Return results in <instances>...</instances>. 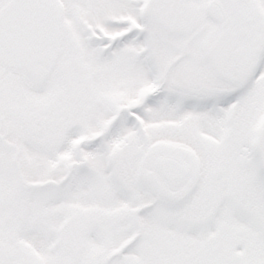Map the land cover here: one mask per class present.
Instances as JSON below:
<instances>
[{
	"label": "snow or ice",
	"instance_id": "1",
	"mask_svg": "<svg viewBox=\"0 0 264 264\" xmlns=\"http://www.w3.org/2000/svg\"><path fill=\"white\" fill-rule=\"evenodd\" d=\"M0 264H264V0H0Z\"/></svg>",
	"mask_w": 264,
	"mask_h": 264
}]
</instances>
